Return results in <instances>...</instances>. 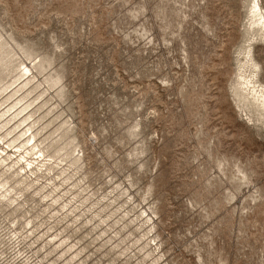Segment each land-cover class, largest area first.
I'll list each match as a JSON object with an SVG mask.
<instances>
[{"label":"rangeland","instance_id":"obj_1","mask_svg":"<svg viewBox=\"0 0 264 264\" xmlns=\"http://www.w3.org/2000/svg\"><path fill=\"white\" fill-rule=\"evenodd\" d=\"M256 1L0 0V264H264Z\"/></svg>","mask_w":264,"mask_h":264},{"label":"bare ground","instance_id":"obj_2","mask_svg":"<svg viewBox=\"0 0 264 264\" xmlns=\"http://www.w3.org/2000/svg\"><path fill=\"white\" fill-rule=\"evenodd\" d=\"M255 8H256V12H257V14L256 15H258V16H260L261 17V19H264V15L262 14V12H261V8L259 7V2L258 1H256V3H255ZM247 85H249V84H247ZM248 87V86H247ZM253 89H254V87H253ZM255 91V90H254ZM261 96H262V98H263V102H264V94H261ZM31 135H33V134H31ZM31 141V140H30ZM1 148V147H0ZM27 162H28V160H27ZM30 162V161H29Z\"/></svg>","mask_w":264,"mask_h":264}]
</instances>
